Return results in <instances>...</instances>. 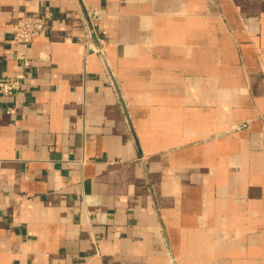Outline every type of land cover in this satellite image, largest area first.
I'll list each match as a JSON object with an SVG mask.
<instances>
[{
	"label": "crops",
	"instance_id": "crops-1",
	"mask_svg": "<svg viewBox=\"0 0 264 264\" xmlns=\"http://www.w3.org/2000/svg\"><path fill=\"white\" fill-rule=\"evenodd\" d=\"M18 74L0 264H264V0H0Z\"/></svg>",
	"mask_w": 264,
	"mask_h": 264
},
{
	"label": "built area",
	"instance_id": "built-area-1",
	"mask_svg": "<svg viewBox=\"0 0 264 264\" xmlns=\"http://www.w3.org/2000/svg\"><path fill=\"white\" fill-rule=\"evenodd\" d=\"M97 17V11H90L88 13V21L92 22ZM52 20L50 13H34L31 15H22L18 17L15 23V29L13 38L16 43H31L35 41L41 33L48 27ZM87 46L92 41V31L89 30L80 39ZM26 65L30 62L26 61ZM25 74H18L15 77L0 78V93L4 96H13L17 91L20 90ZM10 112H13V108H9Z\"/></svg>",
	"mask_w": 264,
	"mask_h": 264
}]
</instances>
